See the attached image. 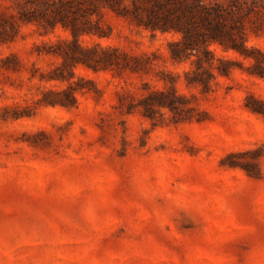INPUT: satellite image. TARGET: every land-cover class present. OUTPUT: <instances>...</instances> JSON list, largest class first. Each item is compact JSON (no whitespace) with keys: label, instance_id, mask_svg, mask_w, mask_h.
I'll return each instance as SVG.
<instances>
[{"label":"rangeland","instance_id":"1","mask_svg":"<svg viewBox=\"0 0 264 264\" xmlns=\"http://www.w3.org/2000/svg\"><path fill=\"white\" fill-rule=\"evenodd\" d=\"M24 2L0 0V264H264V115L246 107L251 96L264 102V79L236 67L201 97L184 85L189 63L169 59L178 35L152 37L103 10L110 37L82 44L147 54L150 73L79 66L76 107L45 106L47 90L68 85L41 79L61 59L37 47L70 34L20 23ZM247 45L264 53V30ZM161 72L198 96L204 122L170 124L167 114L154 128L117 108L123 91L162 90Z\"/></svg>","mask_w":264,"mask_h":264},{"label":"trees","instance_id":"2","mask_svg":"<svg viewBox=\"0 0 264 264\" xmlns=\"http://www.w3.org/2000/svg\"><path fill=\"white\" fill-rule=\"evenodd\" d=\"M25 0L18 5L17 19L20 23L34 25L40 33L54 32L58 27L70 34V39L56 42H42L37 47L38 55L61 59L45 78L46 81L67 83V88L47 90L41 104L45 106L76 107V93L81 91L73 79L84 81L75 75V69L84 66L97 73L113 71L118 76L129 71L132 74L148 75L152 60L147 54L129 55L118 47H103L92 42L86 46L82 37L108 39L111 29L102 21L103 10H110L117 17L129 20L138 28L156 33L178 35L167 44L168 56L172 64L189 63L183 73L184 85L194 89L201 97L214 92L219 77L228 78L235 68L246 71L248 75L264 79V53L256 47L247 45L249 33L257 34L264 30V0ZM95 17V18H94ZM11 31L17 29L13 17ZM0 25V35L3 31ZM41 30L43 32H41ZM4 37V36H3ZM4 38L0 37V43ZM10 39V37H9ZM6 40V39H5ZM216 47L223 54L217 56ZM154 59L155 54H152ZM243 61L248 67H243ZM162 90L151 89L142 84L144 91L135 97L127 91L119 96L121 112L131 115L135 112L157 127L161 118L170 124L201 123L205 113L196 106L198 96L189 97L177 91L178 77L171 72H161ZM89 84L91 82L87 81ZM252 104L246 107L254 113L264 115V102L249 97ZM126 100V102H125Z\"/></svg>","mask_w":264,"mask_h":264}]
</instances>
